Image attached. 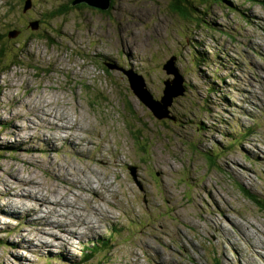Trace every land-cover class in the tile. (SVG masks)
Masks as SVG:
<instances>
[{
    "label": "rangeland",
    "instance_id": "374dc122",
    "mask_svg": "<svg viewBox=\"0 0 264 264\" xmlns=\"http://www.w3.org/2000/svg\"><path fill=\"white\" fill-rule=\"evenodd\" d=\"M69 1L0 0V264H264V0Z\"/></svg>",
    "mask_w": 264,
    "mask_h": 264
},
{
    "label": "trees",
    "instance_id": "16d2710c",
    "mask_svg": "<svg viewBox=\"0 0 264 264\" xmlns=\"http://www.w3.org/2000/svg\"><path fill=\"white\" fill-rule=\"evenodd\" d=\"M199 3H201V5H205L207 2H209L210 0H197ZM212 1H215V2H217V3H220V2H222V3H224V2H227L228 0H212ZM248 2H252V3H256V2H258L259 0H247ZM72 2H73V0H70L69 2H68V4H66L65 6H64V8H62L60 11H57V12H55L54 14H53V16L52 17H54V16H56V17H61V16H63L64 14H67V12H69V11H71V10H74V9H82V8H89L88 6H86V5H84V4H80V5H78V6H72L71 4H72ZM172 4L173 5H179L180 7L178 8V14H181V15H189V16H191L190 15V11L191 10H194V11H196V9H195V7H194V3H196L195 2V0H172ZM26 3V2H25ZM25 3H24V5H25ZM183 3V4H182ZM28 10V9H27ZM108 11V10H107ZM235 11H237L236 9H235ZM23 12H25L24 10H23ZM102 12H104V11H102ZM36 24L38 25L39 23H38V21H36ZM3 57V54H0V59ZM196 60H198V61H201V59L199 58V57H196L195 58ZM201 62H203V61H201ZM238 135H240L239 133H237ZM250 134H251V132H250ZM211 154V153H210ZM212 160H210L211 162L209 163L208 162V164L210 165V164H215L214 163V161H216V155H214V154H211L210 156H209ZM214 160V161H213ZM242 195H244L245 197H247L249 200H251V201H253V202H256L257 200L251 195V193L250 192H248V191H242ZM257 203L259 204V205H263V203L262 202H260V201H257ZM108 245H106L105 243H103V244H100V245H97V246H94V245H92V246H88V247H83V249H85V254H84V259H83V261H81V264H86L88 261H90L91 259H94L95 258V256H97L98 254H100V253H106L107 252V250L106 251H104V252H102V250L103 249H105L106 247H107ZM77 264H79V263H77Z\"/></svg>",
    "mask_w": 264,
    "mask_h": 264
},
{
    "label": "water",
    "instance_id": "95a60500",
    "mask_svg": "<svg viewBox=\"0 0 264 264\" xmlns=\"http://www.w3.org/2000/svg\"><path fill=\"white\" fill-rule=\"evenodd\" d=\"M30 2H27L25 3V7H24V11H26L27 9H29L30 7ZM80 4H84L88 7H91V8H95L97 10H100V11H107L109 10L111 7V0H73L72 2V6H78ZM37 25V24H36ZM173 66V65H172ZM108 67H112V66H109ZM173 74L176 76V73L174 71H172ZM127 73V72H126ZM128 74V80H129V84H130V89L133 90V94L135 96H137L139 98V100L144 104V105H147L146 102L144 101V98H141V95L138 94V92H136L133 87H138V84L134 81L138 80L140 86H142V81L140 78H136L131 72L127 73ZM180 81V80H179ZM134 82V83H133ZM172 83H174V80L172 81ZM181 83V82H180ZM167 89H168V84H167ZM143 91V89H142ZM167 90L164 91L165 93V96L164 98L166 97L167 95ZM178 93H182V89H180V91H178L177 93L173 94L170 96V99L173 98L175 95H177ZM148 95V94H147ZM163 98V100H164ZM148 106V105H147ZM151 107H154V106H160L158 103H151L150 105ZM163 108H166L165 106ZM153 111V110H152ZM155 113H156V110H155ZM154 114V113H153ZM158 115V113L156 114ZM155 116V115H154ZM160 118V117H159Z\"/></svg>",
    "mask_w": 264,
    "mask_h": 264
},
{
    "label": "bare ground",
    "instance_id": "6f19581e",
    "mask_svg": "<svg viewBox=\"0 0 264 264\" xmlns=\"http://www.w3.org/2000/svg\"><path fill=\"white\" fill-rule=\"evenodd\" d=\"M111 7V6H110ZM168 84V83H167ZM168 88H169V85H168ZM165 90H167L168 91V89H167V86L165 87V89H164V91ZM164 93V92H163ZM167 93V92H166ZM164 95H165V93H164ZM164 97V96H163ZM75 125V124H74ZM57 130H62L61 128H57ZM72 131V130H71ZM78 130L76 129V131H75V133L77 132ZM61 134H64V131L62 130V133H60V135ZM73 135V134H72ZM68 136V135H67ZM63 138V137H62ZM61 138V139H62ZM75 138V137H74ZM58 139V138H57ZM74 147H79V145H77V146H74ZM75 151H76V149H74ZM85 152V151H84ZM42 200H43V198H42ZM26 211V210H25ZM89 221V220H88ZM90 222V221H89ZM86 223V222H85ZM76 234V233H75ZM251 247L253 248V247H255V246H253V245H251Z\"/></svg>",
    "mask_w": 264,
    "mask_h": 264
}]
</instances>
